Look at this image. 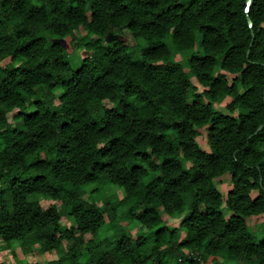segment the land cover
Listing matches in <instances>:
<instances>
[{
  "label": "trees",
  "instance_id": "trees-1",
  "mask_svg": "<svg viewBox=\"0 0 264 264\" xmlns=\"http://www.w3.org/2000/svg\"><path fill=\"white\" fill-rule=\"evenodd\" d=\"M245 8L0 0V246L56 255L12 264H264L247 224L264 213V0ZM122 29L133 42L109 40ZM60 40L84 51L76 66ZM110 185L122 197L99 207Z\"/></svg>",
  "mask_w": 264,
  "mask_h": 264
},
{
  "label": "rangeland",
  "instance_id": "rangeland-1",
  "mask_svg": "<svg viewBox=\"0 0 264 264\" xmlns=\"http://www.w3.org/2000/svg\"><path fill=\"white\" fill-rule=\"evenodd\" d=\"M91 37L95 38L94 35H92ZM113 38L114 39H116V38L120 39L126 43L127 42L128 43L133 42L131 35L129 34V32L126 29H122L121 32H118L117 34L112 36V38H110L109 40L111 41ZM60 41L64 46H66V48L68 50H70L69 51L70 53L66 56V59L69 60L74 66H76L77 63L79 62V60L81 59L82 55H84V51L79 46L76 48L73 47V49H72V47H71L72 43L69 40H66V43H64L63 40H60ZM107 42L111 43L108 40H107ZM167 42H169V41H167ZM173 53H175V51H173ZM175 58L178 59L177 54H176ZM105 105L107 107H109L110 103L106 101ZM15 112H16V110L8 114L9 120H11V116ZM207 148H208L207 146L204 147V149H207ZM215 185H216L217 189L219 190V192L222 194V196L225 197L227 191L232 187V184L230 181V175L226 174V175H223V176L215 179ZM97 186H99V185L91 184L90 186H88L87 189H85L83 192V197L86 200H91V197H93V193H91V192ZM100 190H101V192L99 193V196L95 199V201L99 207L102 206L103 200L105 198L112 199V196H115V198L117 196V199L114 202H112V200L114 198L110 202V205H113L122 197L121 190L114 185H110L108 187H102ZM95 195L96 194H94V196ZM36 200L38 201L39 205L43 208H45V207H47L53 203L52 200L47 199V198H42V197H37ZM55 205H56L57 209L63 210L62 206L60 205L59 202L55 203ZM122 211H123V209L120 208L116 212L119 214ZM222 213L225 217H227L230 213L228 211V209L226 208V206H224V205L222 207ZM162 216H163L164 223L169 228L178 226L180 219L182 218L181 215H179L177 217H170V216H167L166 214H163ZM60 222H61L62 228L72 224L70 216H67V215H64L63 217H61ZM247 224H248L249 230L252 233H254L258 238L264 237V213L260 214V215H253V216L248 217L247 218ZM124 227L128 231H135L138 229L143 230V228L141 226H139L138 224H134V223H128ZM99 237L101 239H103V238L108 239V240L113 239V233H112V230L109 226V223H106L105 225H103L100 228ZM89 238H91L89 235L85 236V240H88ZM0 244H2L1 240H0ZM65 244L67 245L68 243H65ZM82 251H84V247L82 248ZM55 258H56V255L54 253L39 252L37 250V246L35 244L32 246L31 254L24 253L22 246L19 242L18 243L15 242V243H12V244H9L6 246H4V243H3V246H0V264H12L16 260H21L24 262H26V261L48 262V261L53 260Z\"/></svg>",
  "mask_w": 264,
  "mask_h": 264
},
{
  "label": "water",
  "instance_id": "water-1",
  "mask_svg": "<svg viewBox=\"0 0 264 264\" xmlns=\"http://www.w3.org/2000/svg\"><path fill=\"white\" fill-rule=\"evenodd\" d=\"M251 2H252V0H246V8H245L246 12L248 11V8H249ZM247 22H248V26L251 28L252 27V22H251V20L248 17H247ZM251 37H253V32L252 31H251ZM261 127H262V125L260 127H258V129L261 128Z\"/></svg>",
  "mask_w": 264,
  "mask_h": 264
}]
</instances>
